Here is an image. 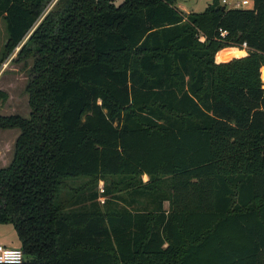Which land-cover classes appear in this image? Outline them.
<instances>
[{
	"label": "trees",
	"instance_id": "1",
	"mask_svg": "<svg viewBox=\"0 0 264 264\" xmlns=\"http://www.w3.org/2000/svg\"><path fill=\"white\" fill-rule=\"evenodd\" d=\"M52 1L0 0V66L33 60L29 116L0 113L22 264H264V0H56L24 41Z\"/></svg>",
	"mask_w": 264,
	"mask_h": 264
},
{
	"label": "rangeland",
	"instance_id": "2",
	"mask_svg": "<svg viewBox=\"0 0 264 264\" xmlns=\"http://www.w3.org/2000/svg\"><path fill=\"white\" fill-rule=\"evenodd\" d=\"M212 1L213 0H177L176 3L179 6V8L185 10L186 12L188 11L201 12L205 10L208 4L211 3ZM249 1L250 3L243 5L242 7L252 8L254 4V0H249ZM55 2L56 0L52 1L50 4L47 5L45 11L40 16V18L38 19L34 27L31 29V31L28 33L24 41H26L30 37L34 29L46 16V14L52 8ZM114 2L116 4H120L123 2V0H114ZM226 5L229 8L234 6L232 0H229L228 3H226ZM6 41H7L6 24H5V20L2 17H0V57L4 51ZM19 49L20 46L17 47L15 51L0 66V91L7 94L6 98L0 95V113L6 115L18 113L23 116H29L31 108L29 105V96L28 93L26 92V85L28 82L29 68L33 63L32 62L33 60L31 58H28L27 60H19L18 59ZM240 50L241 51H239L238 53V55L240 56H232L231 58L244 57L247 55V52L245 53L243 51L245 49H240ZM217 61L221 62L223 60H219L217 58ZM261 79L264 86V72H261ZM19 133H20L19 128H14V129L0 128V167L9 165L10 162L12 161L14 155V149H15V142ZM148 179L149 178L147 175L143 176V180L147 181ZM84 180L85 179L69 181L68 183L71 186H78ZM87 180L88 182H90L89 184L90 188H92V190H98L99 193L101 194L99 197L101 203H103L104 201L106 202V200L110 199L113 200L114 202H117L118 205L125 204L122 200L116 199L115 195H107V196L104 195V191L107 187H109L110 189L114 188V185L111 184L112 183L111 181L106 182L105 178L102 177L99 178L98 180H93L92 178L91 180L90 178L86 179V181ZM113 192L114 194H116V196L128 197V193L125 190L119 191L115 189ZM137 200H139V198ZM106 204L107 203H103V205ZM165 206L166 208H168L169 202H166ZM0 242L1 244L3 243L6 246H9L8 244L15 242V244L10 246L20 248L19 246H17L18 237L14 229V226L12 224L8 223V224L0 225Z\"/></svg>",
	"mask_w": 264,
	"mask_h": 264
},
{
	"label": "built area",
	"instance_id": "3",
	"mask_svg": "<svg viewBox=\"0 0 264 264\" xmlns=\"http://www.w3.org/2000/svg\"><path fill=\"white\" fill-rule=\"evenodd\" d=\"M229 0H222V3H228ZM233 7H242L250 3L249 0H232ZM24 253L21 248L6 246L0 243V264H22Z\"/></svg>",
	"mask_w": 264,
	"mask_h": 264
},
{
	"label": "crops",
	"instance_id": "4",
	"mask_svg": "<svg viewBox=\"0 0 264 264\" xmlns=\"http://www.w3.org/2000/svg\"><path fill=\"white\" fill-rule=\"evenodd\" d=\"M179 7V6H178ZM181 9V8H180ZM185 11V10H184ZM189 12V11H188ZM7 166V165H6ZM6 166H4V167H6ZM1 168V167H0ZM1 243V242H0ZM12 243H15V242H12ZM3 244V243H2Z\"/></svg>",
	"mask_w": 264,
	"mask_h": 264
}]
</instances>
